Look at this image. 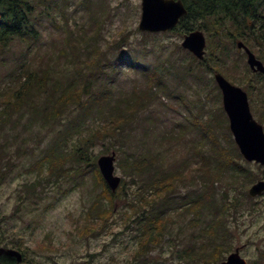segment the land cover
Segmentation results:
<instances>
[{
	"label": "trees",
	"instance_id": "trees-1",
	"mask_svg": "<svg viewBox=\"0 0 264 264\" xmlns=\"http://www.w3.org/2000/svg\"><path fill=\"white\" fill-rule=\"evenodd\" d=\"M183 2L188 12L171 33L181 37L193 29L203 30L208 45L202 61L189 55L177 43L170 51H166V45L163 44L152 68L144 58L125 60L127 69L140 71L145 77L149 75L150 80L154 78V83L147 87L144 85L141 88L142 85H138L131 88L130 92H125L121 86H108L99 75L103 65L114 67V63L91 60L86 55L73 64L74 69L69 78H62L60 67L54 69L48 64L33 66L24 56L4 76V79L9 77V81L4 83L6 87L9 83L13 86H8L0 95V132L6 129V122L14 123L12 130H16L23 118L28 117L26 129L20 130L21 136L15 135L14 141L18 143L13 152L32 157L38 150L39 156L29 165L38 173L50 170L48 179L52 180L53 186H57L61 179H69L71 171L64 168L67 158L76 162V183L84 182L83 177L92 168L91 186L101 190L91 201L87 217L93 227L96 226V231H99L114 213L113 201H123L126 208L122 219L130 222L129 227L135 231L138 243L134 260L140 258V254L146 257L151 247L160 246L163 237L172 233L170 229L176 222L173 217L186 218L189 215L190 227L195 222H204L200 228L202 234L193 235L186 244L180 245L183 249L178 257L181 260L196 259L204 261L203 264H210L221 258L214 253L227 249L228 243L219 241L227 240L231 234L228 216L234 218L242 209L251 212L256 210L253 198L241 188H246L261 177L238 152L226 126L225 114H220L222 119L218 118L221 107L217 108L216 114V119L220 120V126L224 129L220 134L214 132L210 121L198 123L196 115L189 119V123L179 121L170 127L159 122L156 116H144L142 119L139 116L160 99L159 91L174 96L171 94L173 88L165 81L167 76L176 77L173 68L178 69L177 77L182 72L188 74L194 69L199 73L218 70L226 75L225 67L233 49H237V41H242L254 49L260 59H264V0ZM43 3L46 1L0 0V53L17 44L24 46L26 55L39 43L41 32L38 20L43 14H50L48 9L42 8ZM97 17L93 23L100 22ZM83 29L82 26L81 31L74 33L72 28H64V41L71 47V51L74 47H77L78 53L84 48L86 52L89 50L87 47L91 40L86 38L87 33ZM95 34L93 39L96 38ZM153 34L156 35L143 32L145 36ZM79 43L85 45L79 48ZM146 44L147 40L140 48L142 57L149 49ZM97 49L98 46L94 45V50ZM235 60L234 64H237ZM256 75L258 78L252 81L240 80L251 100L254 90H264V75ZM180 99H183L182 96ZM258 107L262 111L258 119L264 125V105L258 104ZM216 119H213V125ZM150 122L160 123L163 127L154 134L153 126L147 125ZM58 124L62 127L42 147L47 137L45 129L55 128ZM139 125L140 131L135 132ZM193 128L198 129V136L189 137L187 134ZM71 135H77L76 142L66 152L64 147H68ZM98 143L103 147L101 153L111 150L117 153V167L122 178L115 192L102 178L96 165L97 156L90 154V150ZM179 145H182L183 152L174 160L171 150ZM7 148L0 144V168L4 165V157L10 156ZM165 154L169 160L165 159ZM0 171H5V168ZM38 173L30 183L25 184L27 197L37 196L35 188L41 186L39 183L43 181ZM101 197L107 199L108 203L103 204ZM144 257L142 263L147 264ZM257 261L264 264V248L259 251Z\"/></svg>",
	"mask_w": 264,
	"mask_h": 264
},
{
	"label": "rangeland",
	"instance_id": "rangeland-1",
	"mask_svg": "<svg viewBox=\"0 0 264 264\" xmlns=\"http://www.w3.org/2000/svg\"><path fill=\"white\" fill-rule=\"evenodd\" d=\"M45 1L42 8L48 9L50 14L48 16L43 14L38 20L41 32L39 43L26 55H24V46H17V44L0 53V95L8 86H13L9 83L6 87L4 83L9 81V77L4 79V76L6 77L11 67L24 56L33 66L48 64L54 69L60 67L61 77L69 78L74 69L73 64L87 55L91 60L100 59L105 64L114 63V67L103 65L104 68L99 73L101 80L108 86H121L125 92H130L134 85H142L141 88H144V85H149V75L144 78L140 75L141 72L127 69L125 60L129 58L143 60L144 58V61L151 64L150 68H152L157 62L156 55L161 52V45L165 44L166 51H170L175 48L176 43L179 45L182 39L171 32L153 34L154 36L143 35L137 28L141 0ZM96 15L100 20L99 23L97 21L93 23ZM82 26L85 28L82 31L87 33L86 38L91 40L87 47L89 50L86 52L84 48L81 53H78L77 47H74L71 51V47L64 41L66 35L64 28H72L76 33L81 31ZM96 31L97 34H95ZM94 34L97 39H93ZM145 40L148 41L146 46L149 49L143 53L142 57L140 48L144 46ZM80 45L79 43V48ZM84 45L82 43L81 47ZM94 45L98 46L97 50H94ZM251 50L254 52V49ZM236 58H238L237 61ZM228 60L225 67L228 74H222L234 84L243 86L240 80L252 81L258 78L256 72H252L246 64V56L243 55L242 49H233ZM234 60L237 64H234ZM261 60L264 63V59ZM173 70H175L173 73H177L176 77L167 76L165 81L173 88L171 94L178 98L170 96L169 92L166 96L159 91L160 99L153 101L154 104L141 113L139 119L144 116H153V118L156 116L159 122L170 127L172 123L181 120L186 122L196 115L197 122L200 124L210 121L215 133L220 134L224 131L220 126V120L216 119L217 108L222 109V103L221 95L218 94L219 89L212 78L213 72L199 73L197 69H194L188 74L182 72L184 75L180 73L181 76L177 77L178 69L173 68ZM194 72L197 73L194 74ZM198 75L202 79L198 78ZM155 77L158 76L155 75ZM150 83L154 82L151 80ZM181 96L183 99H180ZM253 96L250 100L253 115L261 116L262 111L258 104L264 105V90H258ZM0 108L2 109L1 102ZM220 114H225L223 109L219 110L218 118L221 117ZM27 119L28 117H24L22 123L16 126V130H12L14 123L6 122V129L0 132V144H4L5 148L8 147L10 154L4 157V165L0 168V170L5 168V171H0V240L4 238L9 246L23 252L24 264H143L142 254L139 255L140 258L134 260L137 257L135 250L138 243L135 231L129 227L130 222L122 219L126 208L123 201L119 199L113 201L114 213L101 230L96 231V226L93 227L91 220L88 219L87 209L101 190L99 187L93 189L91 186L93 175L90 169L92 168H89L83 177L84 182L76 183L74 180L76 162L74 159L67 158L64 161V168L71 171L70 177L68 180L61 179L57 186H53L52 180L48 179L50 170L38 173L29 165L39 156L38 150L32 154V157L20 156V153L14 154L13 151L18 143L14 141L15 135H20V130L26 129ZM213 119H216L215 125L212 123ZM147 125L153 126L154 134L163 127L160 123L153 122ZM61 127L62 125L58 124L55 128L45 129L47 132L44 133L47 137L43 140L42 147ZM139 129L140 125L135 132H139ZM188 136H198V129L191 131ZM76 137L77 135L69 137L68 147H64L66 152L70 150L71 144L76 142ZM102 149V144L98 143L90 150L91 156L98 157L103 154ZM182 152V145L178 148L172 147V158L178 159ZM165 156V159L169 160L168 155L165 154ZM251 167L264 179V166L251 163ZM37 173L43 180L39 185L42 184L45 187L42 185L36 187L37 196L27 197L28 190L25 184L30 183ZM116 174L121 176L119 168H116ZM78 179L80 180V176ZM238 186L240 187V184ZM244 187L241 189L247 191L249 185ZM100 200L103 204L108 203L104 197ZM253 202L255 211L242 209L241 213L234 218L228 216L231 234L227 236V240L219 241L228 243L227 249H223L221 253H214L221 257L220 260L225 259L235 247L242 246L241 255L247 259L248 264H256L259 251L264 248V192L253 198ZM173 218L176 222L170 229L172 233L163 237L160 246L151 247L143 260L147 264H203L202 260H181L178 253L183 249L180 245L186 244L189 237L202 234L200 228L204 222H195L190 227L189 215L186 218Z\"/></svg>",
	"mask_w": 264,
	"mask_h": 264
},
{
	"label": "water",
	"instance_id": "water-1",
	"mask_svg": "<svg viewBox=\"0 0 264 264\" xmlns=\"http://www.w3.org/2000/svg\"><path fill=\"white\" fill-rule=\"evenodd\" d=\"M186 13L187 10L181 0H141L138 28L152 32L166 31L173 28L180 17ZM181 45L197 58L202 59L206 46L203 31L196 29L185 33ZM237 45L244 47L250 68L264 73V65L255 57L254 53L242 42H238ZM214 78L221 90L223 108L239 152L245 160L264 165V131L262 125L254 119L250 111L247 93L242 88L230 83L219 72L214 73ZM114 160L115 152L101 155L97 159L98 168L112 190H115L120 182V177L114 175ZM263 190L264 181L259 180L250 186L248 192L254 196ZM3 253L14 255L17 260L15 264H20L21 255L15 249L0 248V255ZM215 264H246V260L239 255V248H236L227 256L226 260Z\"/></svg>",
	"mask_w": 264,
	"mask_h": 264
},
{
	"label": "flooded vegetation",
	"instance_id": "flooded-vegetation-1",
	"mask_svg": "<svg viewBox=\"0 0 264 264\" xmlns=\"http://www.w3.org/2000/svg\"><path fill=\"white\" fill-rule=\"evenodd\" d=\"M0 248H5V249L14 248V249H16L15 247L9 246L6 242L0 243ZM16 250L20 251L18 248ZM20 253L22 255L21 263H23V259L25 258V256H24L23 252L20 251ZM0 263L1 264H14V263H16V258H15L14 255H11V254H8V253H3V254L0 255Z\"/></svg>",
	"mask_w": 264,
	"mask_h": 264
}]
</instances>
